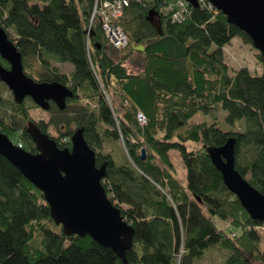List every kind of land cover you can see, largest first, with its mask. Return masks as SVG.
<instances>
[{"label":"trees","instance_id":"obj_1","mask_svg":"<svg viewBox=\"0 0 264 264\" xmlns=\"http://www.w3.org/2000/svg\"><path fill=\"white\" fill-rule=\"evenodd\" d=\"M92 1L0 0V25L26 74L74 92L63 109L50 102L45 117L37 118L32 111L38 106L29 97L17 102L0 81V132L35 153L29 121L59 148H71V135L83 128L96 165L107 162L101 183L134 229L132 246L123 262L88 235L63 233L43 193L0 155V264H198L215 251L217 264H264L258 231L264 223L227 189L205 150L234 137L235 168L264 195V56L256 50L260 74L232 68L223 48L235 37L252 46L249 37L221 11L200 5L173 22L159 9L167 0L129 1L117 21L129 43L118 51L106 44L97 19L88 28ZM136 45L144 46L145 63L135 71L124 53H135ZM64 62L72 65L67 72L58 66ZM0 64L9 68L1 56ZM111 78L119 94L105 96ZM216 110L221 121L206 118ZM138 111L146 117L143 127L134 117ZM186 141L201 146L189 150ZM172 150L186 171L184 185ZM214 216L237 232L217 227Z\"/></svg>","mask_w":264,"mask_h":264},{"label":"water","instance_id":"obj_2","mask_svg":"<svg viewBox=\"0 0 264 264\" xmlns=\"http://www.w3.org/2000/svg\"><path fill=\"white\" fill-rule=\"evenodd\" d=\"M197 7V0H185ZM226 16L227 22L247 35L252 46L264 56V0H207ZM149 22L162 35L161 22L151 12ZM141 55L138 62L145 63L143 45L132 46ZM124 55L127 57V53ZM0 56L9 64H0V81L14 99L22 102L29 97L42 110H48L50 102L59 109L65 107L66 98L74 92L56 82H40L27 75L22 55L0 25ZM27 131L36 145L31 153L15 145L0 132V155L15 166L21 174L43 193L49 213L63 233L90 236L97 243L111 248L125 260L126 251L132 246L134 229L121 216L120 209L107 197L101 183L107 162L96 165V153L88 145L83 128L71 135V148H59L56 141L29 121ZM235 138L230 136L220 146L205 148L212 164L220 172L227 189L240 201L252 219L264 223V195L253 187L235 168ZM145 157V149H141Z\"/></svg>","mask_w":264,"mask_h":264},{"label":"rangeland","instance_id":"obj_3","mask_svg":"<svg viewBox=\"0 0 264 264\" xmlns=\"http://www.w3.org/2000/svg\"><path fill=\"white\" fill-rule=\"evenodd\" d=\"M255 53H256V49L253 46L242 42L237 37L233 38L231 40V43L223 48L224 59L232 68L247 67L251 71V73L260 74L262 71V68L255 57ZM134 63L135 64H132V65L128 64V66L129 67L131 66L130 68L135 71L139 69L138 67L142 68L143 66L142 62L140 65L137 62H134ZM58 66L63 72H67L69 71V69L72 68V65L68 62L59 63ZM112 91L115 93V95L119 94L118 84L115 82L114 78H111L110 86L107 87L105 90V96H108V95L110 96L109 93H111ZM5 96H6V93H5ZM32 112L37 118L39 117L44 118L46 115V113L39 107L34 108ZM199 115L200 114L196 115L195 119H198L200 117ZM205 116L208 119L213 118L218 121H221L223 119L222 111L220 110L212 111L206 114ZM133 140L134 138H132V141ZM184 144L189 150L197 149L201 146V142L186 141L184 142ZM170 157H171V161L173 163L174 169H175V174L178 176L181 183L186 184V171L181 164L178 151L172 150L170 152ZM114 159L116 163L118 164L122 162V157H121L120 152H116ZM212 220L217 227L223 228L225 232H229V231L237 232L233 226L228 225L226 227L224 221H222L217 216L212 217ZM258 231L260 232V235H261V241H260L261 247L264 249V226L259 227ZM218 257H219L218 251L210 252L203 259H201L198 264H217Z\"/></svg>","mask_w":264,"mask_h":264},{"label":"built area","instance_id":"obj_4","mask_svg":"<svg viewBox=\"0 0 264 264\" xmlns=\"http://www.w3.org/2000/svg\"><path fill=\"white\" fill-rule=\"evenodd\" d=\"M130 0H93L91 5L90 20L88 28L97 19L107 45L115 50L123 51L128 46V38L122 27L117 23L122 16L124 8ZM198 5L205 7L215 14L218 10L207 0H197ZM192 6L185 0H167L160 5V11L165 13L173 22H181L190 14ZM108 98V97H107ZM137 124L143 127L146 124L145 115L138 111L135 113ZM21 147V144L17 145Z\"/></svg>","mask_w":264,"mask_h":264},{"label":"flooded vegetation","instance_id":"obj_5","mask_svg":"<svg viewBox=\"0 0 264 264\" xmlns=\"http://www.w3.org/2000/svg\"><path fill=\"white\" fill-rule=\"evenodd\" d=\"M127 61L130 64H134V62H139L141 60V55L139 53H127Z\"/></svg>","mask_w":264,"mask_h":264},{"label":"crops","instance_id":"obj_6","mask_svg":"<svg viewBox=\"0 0 264 264\" xmlns=\"http://www.w3.org/2000/svg\"><path fill=\"white\" fill-rule=\"evenodd\" d=\"M183 185L185 184V183H182ZM229 224H226V227L228 226ZM225 226V225H224Z\"/></svg>","mask_w":264,"mask_h":264}]
</instances>
